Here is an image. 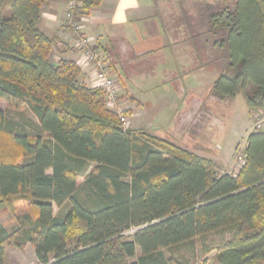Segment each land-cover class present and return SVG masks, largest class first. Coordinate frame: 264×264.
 <instances>
[{
  "label": "trees",
  "instance_id": "trees-1",
  "mask_svg": "<svg viewBox=\"0 0 264 264\" xmlns=\"http://www.w3.org/2000/svg\"><path fill=\"white\" fill-rule=\"evenodd\" d=\"M48 1L0 0V100L37 120L29 134L0 110V208L12 210L17 197L28 202L19 231L0 229V264L7 244L32 246L40 264H198L164 255L197 239L217 264H264V131L249 135L245 164L232 175L186 148L125 129L76 62L51 60L57 41L39 29ZM102 2L79 0L72 13L87 16ZM218 6L207 34L211 48L224 51L225 70L209 98L224 108L242 94L251 109H264V0ZM218 232L231 238L210 247Z\"/></svg>",
  "mask_w": 264,
  "mask_h": 264
},
{
  "label": "rangeland",
  "instance_id": "rangeland-1",
  "mask_svg": "<svg viewBox=\"0 0 264 264\" xmlns=\"http://www.w3.org/2000/svg\"><path fill=\"white\" fill-rule=\"evenodd\" d=\"M207 1L201 0L203 3L185 1L184 3H181L179 10L175 9L171 12L173 14L171 23L177 24L176 20L177 22L179 20L180 23H178L180 24V30H184V28L187 29L189 25L190 28L192 27V29L194 28L204 30L205 28H203V26L200 25L199 27V20L209 21L210 15L218 11V8H220L217 7L213 9L212 7L215 6L218 1L223 2L224 0H213L216 4L212 3V1ZM227 1L228 3L232 4L234 0ZM178 13L181 15L179 16ZM184 23L186 25L185 27L182 25ZM211 37L212 36H209L208 34H206L204 37V39H207L206 48L204 45V39L201 40L199 37L193 38V36H191V38L186 40H183L181 37L174 38L177 39V41L171 43V45L166 49L167 53L165 60H167L168 56L169 58H173V60H177L175 57L176 52L184 50L189 51L190 55L194 57L196 62L199 61L198 57L199 54H201L202 49H205V52H207V60L204 58L200 60H206L207 63V73L204 78L201 77L204 80H201L199 75H194L193 73L188 72L177 74L175 79L170 77L166 78L168 75L163 72L164 66H158V68H154L151 72L154 73L151 76L152 79L148 81V83L143 82L140 80V74L136 75V72L139 73L141 71L142 68L139 63L143 65L144 60H137V68L135 69L136 72L131 77L134 81L135 89L132 93V96H129V94H126L127 92L123 91L120 75L115 74L110 70L102 56H100V62L104 67L107 68V76L109 78H115V83L120 87L116 99L117 108L115 110L117 112L123 113L126 109H129L130 106L126 105L128 100L127 97L137 99V104L134 106L137 113L140 112L139 109L142 107L141 101L143 103L144 100H148L151 102V105H148L147 109L144 110V117L141 119L139 118L140 120H137L138 123L140 121V123L142 122L141 124L147 126L148 133L158 139L166 140L177 146L186 148L189 151L195 152L196 154L205 158H207V151H209L208 149L210 148V144H208V141H210L209 137L215 136L214 138L217 142V145L215 144L216 147H214L216 150L214 155L217 159V163L220 164L221 162L223 164H220L221 166L230 168L233 162H237V159L240 155L244 156V152L240 151V148L245 146L248 141L247 132L250 125V107L248 106L247 101L242 94L238 95L236 100L229 102V104L224 108L209 98L213 82L216 80L218 75L225 70V67L223 68L219 60L220 57H224V54L222 53L224 51L218 48H216L218 51L214 50L216 54L212 51V48L209 44ZM78 42L79 41H77L78 49H82L81 53L83 54V61H86V51L84 48L79 46ZM90 43L92 44V42ZM174 52L175 55L173 57L172 53L174 54ZM217 58L218 60H216ZM82 63L81 66H79L82 69L83 74H88V80L91 81L90 87L101 88L96 87L97 84H95L98 83L95 78L96 74L97 72L101 73V68L97 66L96 62H90L87 66H83ZM92 70L94 73L93 76L90 77L89 74ZM192 97H197L199 99L200 109H197V106H191L189 100H191ZM163 100L165 101V104L161 105L159 102H162ZM187 103H189V107L192 108V113L188 115L189 118L194 117V123L191 126V129L181 135V132L177 131L179 122L178 120L182 116L183 111L187 108ZM0 110L3 111L6 116L12 120V122L21 126L22 129L27 133H36L34 125L37 124V120L26 107L18 106L5 100H0ZM259 110L261 111L258 112V117L256 120L259 118L262 119H259L261 121H259L260 123L255 120L257 123L254 130L264 131V109ZM159 114H161V118H157ZM125 117L128 121V128L126 129H133L129 118L127 116ZM217 118L225 121V129L224 131L220 130V133L216 128L218 127L219 123L213 121V119ZM259 124L262 125L261 129L257 127ZM135 128L138 129L136 126ZM218 160L220 162H218ZM94 167L95 165H91L88 169V172L83 177L78 179L77 186L80 189H82L87 175ZM223 172H228V169L224 170ZM232 172L234 171L232 170ZM78 194L81 198H85V193L82 190H80ZM67 211L68 206H64L62 208L55 207V215L59 217L63 216ZM27 212V199L23 197L15 198L12 210L4 207L0 208V229L5 230L9 234L19 231L21 229L22 218L27 214ZM131 235H133L132 231L125 233V240H129ZM230 238V233H214L207 239V244L210 247L215 248L224 242H227ZM6 250L9 256L10 264H40L36 260L37 257L34 248L30 245H28L25 249H18L13 247L11 244H7ZM138 255H140V252H138ZM164 255L167 258H176L181 262L185 260L190 262L196 260L198 264H203L205 261V264H217L216 261L213 260L215 253L210 254L205 259L202 252V242L199 239H197L194 243L182 245L177 249L165 250Z\"/></svg>",
  "mask_w": 264,
  "mask_h": 264
},
{
  "label": "crops",
  "instance_id": "crops-1",
  "mask_svg": "<svg viewBox=\"0 0 264 264\" xmlns=\"http://www.w3.org/2000/svg\"><path fill=\"white\" fill-rule=\"evenodd\" d=\"M185 1L203 3L201 0H103L100 7L93 9L87 16H76L75 21L82 28L81 34L87 36L91 40L93 49L105 59L110 70L120 75L123 91L127 92L126 94H129V96H132L135 86L131 77L136 72L137 60H144V63L143 65L139 63L142 69L139 73L136 72V75L140 74V80L147 83L152 79V74H154L151 73L152 70L158 68V66H164L163 72L168 75L166 78L170 77L175 79L176 75L182 72L193 73L194 75H199L200 78H204L206 75L207 52H205V49H202L201 54H199L198 62L194 60V57L190 55L189 51L184 50L176 52L175 57L177 60H173V58H169V56L167 60H165L167 53L166 49L171 43L177 41V39L174 38L181 37L183 40H186L193 36V38L199 37L202 40L207 34V20H199V27L200 25L203 26V28H205L204 30L192 29L189 24H187L189 25L187 29L184 28V30H180L179 20V23L176 20L177 24L171 23L173 15L171 12L175 9L179 10L180 4ZM211 1L214 3L213 0ZM226 2L227 0L223 2L218 1L217 4L214 3L216 5L212 8H217L219 7L217 5H223ZM69 8V0H50L46 2L42 7L39 29L46 36L54 38L57 41V45L51 54V60L54 63L66 59L74 61L81 66L84 60L83 54L81 53L82 49H78V34L69 23ZM182 25L184 27L186 26L185 23ZM204 45L206 48L207 39H204ZM214 50L215 49H212L216 54ZM172 55L174 57L175 52L174 54L172 53ZM202 58L206 60L200 61ZM93 73L94 71L92 70L89 76H93ZM84 75V81L87 85L91 86V81H89L87 77L88 74L84 73ZM202 78L201 80H204ZM127 99L126 105L130 107L125 111H131V115L128 117L134 129L131 130L152 136L147 132V126L141 124L142 122L140 123V121L139 123L137 122V120L144 117V110L147 109L148 105H151V102L144 100L142 103L141 101V106L145 108L141 107L139 109L140 112L137 113L134 108L137 104V99L132 97H127ZM159 103L164 105L165 101L163 100ZM189 103L191 106H197V109H200V101L197 97H192ZM189 103H187V108L183 111L182 116L178 120L177 131H180L181 135L191 129L194 123V117L189 118L188 115L192 113V108L189 107ZM260 111L261 110L250 108V125L247 137L255 131L254 128L256 123L260 121L259 119H262L259 118L256 120L258 112ZM157 118H161V114H159ZM213 121L219 123L218 127H216L219 133L224 131V124L220 122L218 118L213 119ZM134 125L138 129H136ZM214 137L215 136L209 137L210 141H208V144H210V148L208 149L209 151H207V159L211 160L221 173L228 169V172H223V174L228 173L235 175L239 170L236 167V162H233L230 168L221 166L223 164L219 160L218 162H220L221 165L217 163V159L214 155V152H216L214 147H216L217 142ZM246 146L247 144L240 148V151L244 152ZM232 170L234 172H232ZM36 260L39 262L38 259ZM6 264H10L8 253Z\"/></svg>",
  "mask_w": 264,
  "mask_h": 264
},
{
  "label": "built area",
  "instance_id": "built-area-1",
  "mask_svg": "<svg viewBox=\"0 0 264 264\" xmlns=\"http://www.w3.org/2000/svg\"><path fill=\"white\" fill-rule=\"evenodd\" d=\"M79 5V0H71L70 1V8H69V17H70V26L77 32L78 34V44L79 46H81L82 48L85 49L86 51V61H83V66H87L88 63H93L96 62L97 66L101 68V73L97 72L96 74V80L98 83L96 87H101L102 90H104L105 92V97H106V103L108 108H110L111 110L116 111L115 109L117 108L116 106V99H117V93L119 91V85L115 83V78H109L106 74V67H104L102 65V63L100 62V55L98 53L95 52V50L92 47V44L90 43L91 40L85 36L81 34V28L80 26L76 23L75 21V17L76 15H74L72 13V11ZM90 61V62H89ZM117 112V111H116ZM121 115V121L123 123L124 128H128V121L126 119L125 116L122 115V113L118 112ZM261 122V121H260ZM259 122V123H260ZM259 129L262 128V125L259 124L257 126ZM245 164V157L244 156H239L236 162V167L238 169L242 168V166ZM138 229L133 228L130 230V232L132 231L133 234L137 231ZM129 232V231H128Z\"/></svg>",
  "mask_w": 264,
  "mask_h": 264
}]
</instances>
